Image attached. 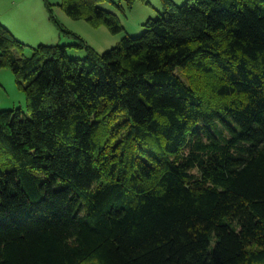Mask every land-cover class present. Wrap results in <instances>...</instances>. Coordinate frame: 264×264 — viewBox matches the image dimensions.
I'll return each instance as SVG.
<instances>
[{
  "label": "trees",
  "instance_id": "obj_1",
  "mask_svg": "<svg viewBox=\"0 0 264 264\" xmlns=\"http://www.w3.org/2000/svg\"><path fill=\"white\" fill-rule=\"evenodd\" d=\"M101 0L76 19L123 26ZM85 58L0 22V264H264V0H162Z\"/></svg>",
  "mask_w": 264,
  "mask_h": 264
},
{
  "label": "rangeland",
  "instance_id": "obj_2",
  "mask_svg": "<svg viewBox=\"0 0 264 264\" xmlns=\"http://www.w3.org/2000/svg\"><path fill=\"white\" fill-rule=\"evenodd\" d=\"M62 0H24L25 6L39 15L40 28L32 30L21 29L17 37L25 44L23 49L15 47L18 57L32 56L33 48L41 44L66 45L68 54L75 58H85L87 55L83 44L99 53L116 46L126 36H139L144 30V24L149 19H155L163 14L162 0H101L99 5L117 15L123 29L112 32L105 24H94L86 19H76L69 16L61 6ZM176 4H184L191 0H173ZM52 15L51 24L44 22V17ZM57 24V25H56ZM5 25V24H4ZM18 77L8 66L0 67V109L22 108L27 116H31L27 95Z\"/></svg>",
  "mask_w": 264,
  "mask_h": 264
},
{
  "label": "crops",
  "instance_id": "obj_3",
  "mask_svg": "<svg viewBox=\"0 0 264 264\" xmlns=\"http://www.w3.org/2000/svg\"><path fill=\"white\" fill-rule=\"evenodd\" d=\"M39 19V15L33 14V10L25 6L24 0H0V22L3 25L5 24L4 26H6L18 40L20 39L17 35L21 29H39ZM52 19H54L52 15L49 19L46 14L44 17L46 21L44 22L50 23Z\"/></svg>",
  "mask_w": 264,
  "mask_h": 264
}]
</instances>
